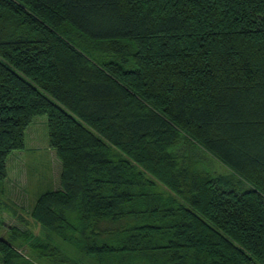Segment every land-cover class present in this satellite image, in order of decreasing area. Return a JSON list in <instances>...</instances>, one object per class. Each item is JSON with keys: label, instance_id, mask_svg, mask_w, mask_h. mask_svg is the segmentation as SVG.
<instances>
[{"label": "trees", "instance_id": "trees-1", "mask_svg": "<svg viewBox=\"0 0 264 264\" xmlns=\"http://www.w3.org/2000/svg\"><path fill=\"white\" fill-rule=\"evenodd\" d=\"M40 119L39 260L264 264V0H0V181Z\"/></svg>", "mask_w": 264, "mask_h": 264}, {"label": "rangeland", "instance_id": "rangeland-1", "mask_svg": "<svg viewBox=\"0 0 264 264\" xmlns=\"http://www.w3.org/2000/svg\"><path fill=\"white\" fill-rule=\"evenodd\" d=\"M39 121L35 125L39 126ZM38 128V139L47 145L45 127L43 131ZM44 144L40 142L37 145L28 140L25 149L11 155L8 178L0 181V239L11 243L29 264L48 263L39 260L29 245L14 235L13 230L28 231L35 241L51 242L48 231L32 219L31 211L43 193L61 189V162L56 152ZM0 264H3L1 255ZM83 264L92 263L84 260Z\"/></svg>", "mask_w": 264, "mask_h": 264}, {"label": "crops", "instance_id": "crops-1", "mask_svg": "<svg viewBox=\"0 0 264 264\" xmlns=\"http://www.w3.org/2000/svg\"><path fill=\"white\" fill-rule=\"evenodd\" d=\"M35 124H37V123H35ZM35 124L27 132V141L30 140L31 143H34V144H37V145H39L40 142L42 144H44L43 141L38 139V134H37V132L39 131L38 127H40L41 131L44 130V127H45L44 126V119H40L39 126H37ZM36 126H37V128H35ZM32 138H34V139L37 138L38 140H32ZM44 145H46V144H44ZM46 146H47V148H49L48 144Z\"/></svg>", "mask_w": 264, "mask_h": 264}]
</instances>
